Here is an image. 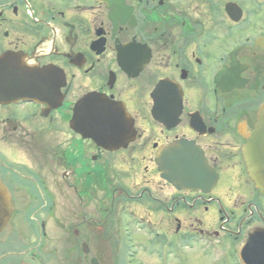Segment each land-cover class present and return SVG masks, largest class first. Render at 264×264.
Listing matches in <instances>:
<instances>
[{"label":"flooded vegetation","instance_id":"obj_1","mask_svg":"<svg viewBox=\"0 0 264 264\" xmlns=\"http://www.w3.org/2000/svg\"><path fill=\"white\" fill-rule=\"evenodd\" d=\"M263 38L264 0H0L8 226L29 220L22 241L57 228L92 264L111 234L123 264L127 218L132 239L156 231L181 263L264 264V193L244 157L264 103ZM93 93L123 115L102 139L72 125ZM179 141L210 170L199 189L160 169Z\"/></svg>","mask_w":264,"mask_h":264},{"label":"water","instance_id":"obj_2","mask_svg":"<svg viewBox=\"0 0 264 264\" xmlns=\"http://www.w3.org/2000/svg\"><path fill=\"white\" fill-rule=\"evenodd\" d=\"M258 44L264 49V38ZM78 110L80 117L78 119L76 113L72 125L86 137L102 139L105 132L116 131L123 124V115L118 107L96 93L87 95ZM244 157L250 177L264 193V103L260 107L253 136L244 147ZM158 163L164 177L171 182H178L180 188L184 189L203 187L200 178L205 179L210 173L202 154L186 141L176 142L164 149L158 156ZM13 209L11 193L0 180V233L6 227ZM93 264H98L96 259H93Z\"/></svg>","mask_w":264,"mask_h":264},{"label":"rangeland","instance_id":"obj_3","mask_svg":"<svg viewBox=\"0 0 264 264\" xmlns=\"http://www.w3.org/2000/svg\"><path fill=\"white\" fill-rule=\"evenodd\" d=\"M127 221L128 219L125 218L122 224L124 237L127 240L123 264H187L181 263L173 249L160 245V237L156 231H139L137 233L141 236L137 241L132 239L130 237L132 231ZM18 228V235L14 236L13 233ZM30 228L31 224L26 218H16V221H12L8 226V234L0 236V264H92L91 258L95 256L94 251L86 255L81 250L69 249L67 244L64 245L57 239L61 233L57 228L42 241L38 240V237L34 241H22L26 234L20 233H27ZM110 235L106 233L105 241L101 242L97 257L101 264H122V251H119L118 247L114 249V237ZM9 240L11 242L7 243Z\"/></svg>","mask_w":264,"mask_h":264}]
</instances>
